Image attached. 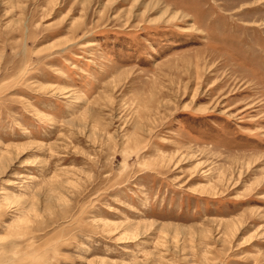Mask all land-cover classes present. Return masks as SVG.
<instances>
[{
    "label": "rangeland",
    "instance_id": "obj_1",
    "mask_svg": "<svg viewBox=\"0 0 264 264\" xmlns=\"http://www.w3.org/2000/svg\"><path fill=\"white\" fill-rule=\"evenodd\" d=\"M0 264H264V0H0Z\"/></svg>",
    "mask_w": 264,
    "mask_h": 264
}]
</instances>
